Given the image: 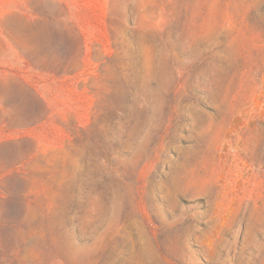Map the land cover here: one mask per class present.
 Masks as SVG:
<instances>
[{"label":"rangeland","instance_id":"obj_1","mask_svg":"<svg viewBox=\"0 0 264 264\" xmlns=\"http://www.w3.org/2000/svg\"><path fill=\"white\" fill-rule=\"evenodd\" d=\"M0 264H264V0H0Z\"/></svg>","mask_w":264,"mask_h":264}]
</instances>
